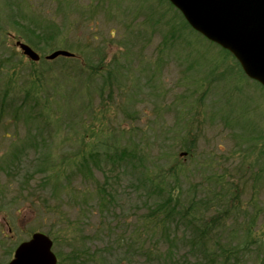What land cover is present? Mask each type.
I'll list each match as a JSON object with an SVG mask.
<instances>
[{
	"label": "rangeland",
	"instance_id": "obj_1",
	"mask_svg": "<svg viewBox=\"0 0 264 264\" xmlns=\"http://www.w3.org/2000/svg\"><path fill=\"white\" fill-rule=\"evenodd\" d=\"M171 191L198 230L149 212ZM35 231L61 264H264V88L167 0H0V264Z\"/></svg>",
	"mask_w": 264,
	"mask_h": 264
},
{
	"label": "water",
	"instance_id": "obj_2",
	"mask_svg": "<svg viewBox=\"0 0 264 264\" xmlns=\"http://www.w3.org/2000/svg\"><path fill=\"white\" fill-rule=\"evenodd\" d=\"M196 31L230 51L244 73L264 85V0H169ZM15 45L29 59L39 54L27 43ZM72 52L56 49L45 55L53 59ZM184 154V153H181ZM52 240L42 232H34L21 242L8 264H56L51 250Z\"/></svg>",
	"mask_w": 264,
	"mask_h": 264
},
{
	"label": "trees",
	"instance_id": "obj_3",
	"mask_svg": "<svg viewBox=\"0 0 264 264\" xmlns=\"http://www.w3.org/2000/svg\"><path fill=\"white\" fill-rule=\"evenodd\" d=\"M32 34H33L32 38H36L37 40L44 42L46 44V46L48 47V49L49 48L52 49L53 45H51L50 42H53V41H52V39H50V36L47 35L44 31H42L40 33L38 31L37 34H35V33H32ZM32 42L35 43L36 41L32 39ZM31 45H33V44L31 43ZM33 46L35 47L37 45H33ZM41 59H43V58H41ZM70 60H73V58H70ZM44 62H48V61H44ZM90 69H93V67H90ZM126 153H127L126 150H116L113 152V155L116 157L123 156L126 159V155H125ZM18 156L19 155L17 153H15V157L18 158ZM106 192L107 191L105 190L104 186H100L99 190L96 191V194L98 196V206L102 210L107 209L111 203V199H109L105 196ZM107 194H109V193H107ZM183 198L184 197H182L181 193L173 192V191L168 192L166 198L162 199L161 201H158L159 203L156 206H154L153 210H149V212L152 211L153 216L156 215L157 217H159L158 223H160V222L166 223L167 221H170L171 219L176 218V219H179L181 221L187 222L191 227H193V229L198 230L200 227L199 218L201 217V215L198 214L197 212H201V211L197 206V201H195V198L193 197V198L189 199V201L187 202V205L184 206V204L182 203ZM223 213H224V211H223ZM212 218L215 220V219L219 218V215H214ZM199 234L201 236L203 234V231L199 232ZM190 244H192L194 246L195 245L198 246V248H200L201 251H203L204 253H206L210 256H213V254L218 252V251L216 252V249H212V250L206 249V245L204 242H201L199 245V242L195 241V238L191 240ZM84 247H85V245H82L80 247L73 249L72 257H71V254H68L66 256V258L68 260L72 261L73 264H87L88 263V256L90 253ZM219 250L221 251V249H219ZM223 251H225V250H222V252ZM221 257H223V261H222ZM227 257H228L227 252L225 254L222 253V255H221V253H219V255H217L215 257V260H218L219 262H221V264H224ZM89 258H91V257L89 256ZM59 263L61 264V260Z\"/></svg>",
	"mask_w": 264,
	"mask_h": 264
},
{
	"label": "flooded vegetation",
	"instance_id": "obj_4",
	"mask_svg": "<svg viewBox=\"0 0 264 264\" xmlns=\"http://www.w3.org/2000/svg\"><path fill=\"white\" fill-rule=\"evenodd\" d=\"M6 225H7L8 230L11 229V228L9 227L8 222H6ZM9 260H10V259H9ZM5 264H6V263H5Z\"/></svg>",
	"mask_w": 264,
	"mask_h": 264
}]
</instances>
